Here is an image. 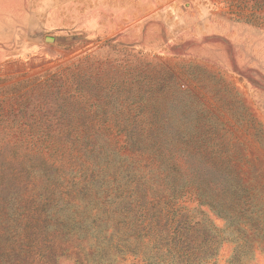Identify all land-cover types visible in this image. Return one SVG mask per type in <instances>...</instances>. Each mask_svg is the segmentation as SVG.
<instances>
[{"label":"rangeland","instance_id":"rangeland-1","mask_svg":"<svg viewBox=\"0 0 264 264\" xmlns=\"http://www.w3.org/2000/svg\"><path fill=\"white\" fill-rule=\"evenodd\" d=\"M140 195L264 264V0H0V264H148Z\"/></svg>","mask_w":264,"mask_h":264},{"label":"trees","instance_id":"trees-1","mask_svg":"<svg viewBox=\"0 0 264 264\" xmlns=\"http://www.w3.org/2000/svg\"><path fill=\"white\" fill-rule=\"evenodd\" d=\"M163 203L171 209L166 212ZM172 203L164 196L140 195L132 212L128 202L113 229L122 230V242L130 244L122 257L143 254L148 264H203L196 225L190 226L183 209L174 212Z\"/></svg>","mask_w":264,"mask_h":264}]
</instances>
